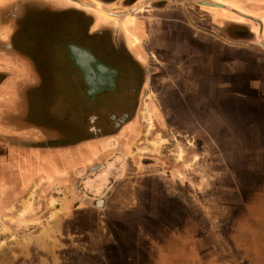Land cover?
Segmentation results:
<instances>
[{
  "label": "rangeland",
  "instance_id": "rangeland-1",
  "mask_svg": "<svg viewBox=\"0 0 264 264\" xmlns=\"http://www.w3.org/2000/svg\"><path fill=\"white\" fill-rule=\"evenodd\" d=\"M9 2L23 8L10 13L22 45L41 60L27 115L57 134L7 145L0 129V264H194L199 227L203 249L217 238L210 264H225V235L240 246L258 240L250 206L264 195V114L244 79L264 54V0ZM137 17L157 24L143 41L148 61L129 49ZM65 45L113 67L115 92L89 96L74 59L52 60L54 48L66 58ZM213 59L234 71L218 89L207 71ZM65 69L83 94L63 86ZM121 98L129 116L115 137L124 107L109 103ZM33 148L40 172L26 176Z\"/></svg>",
  "mask_w": 264,
  "mask_h": 264
},
{
  "label": "crops",
  "instance_id": "crops-1",
  "mask_svg": "<svg viewBox=\"0 0 264 264\" xmlns=\"http://www.w3.org/2000/svg\"><path fill=\"white\" fill-rule=\"evenodd\" d=\"M2 3L0 5V11L3 16L2 19L4 21H0V129L2 133V141L3 143L9 145V144H24V145H41L43 141L41 138L43 137V134L45 135L46 138H49L51 136H55L57 133L55 132V128L52 127L50 124H43V125H37L35 120L32 121L29 119V115H27V111L32 108L33 104L30 101L29 97L32 95L31 90L32 88L35 87V81H36V68L34 63H36V60L41 62L38 58V55H34V57H30L27 53V49L25 48L24 45H22L20 38H19V33L16 32L18 28L13 24V18L11 17V11H17L19 12L23 8L16 7L15 9L10 8V2L9 0H0ZM24 4L23 2L26 1H32V0H19ZM33 1H38V0H33ZM47 1H57V5L61 7H67L70 6L74 8L73 4H68L65 0V2L61 0H47ZM149 13L151 14H157V13H163L165 10L164 9H149ZM0 14V15H1ZM87 17L94 16L95 14L92 11L87 10L85 12ZM18 15V14H17ZM152 16V15H151ZM259 17L261 18V14H259ZM163 19V18H162ZM262 19V18H261ZM164 20V19H163ZM102 23V22H101ZM134 23H136L135 27V32L132 35L133 40L130 41L129 49L131 51V54L134 58L138 60H147L146 57V51H147V45L143 42L145 35H147L145 38L146 40L149 39L148 35H151L149 32V29H152L153 25L156 26L157 24H154L155 22L147 21V19H138L135 18ZM164 22L162 21V24ZM99 24V22H98ZM95 26V25H94ZM163 26V25H162ZM102 27L101 24L95 26V28H100ZM143 27L144 32H140L141 35H143L141 38L137 36L136 38V31H138V28L141 29ZM163 28V27H162ZM147 29V31H146ZM263 32H264V23H263ZM139 35V34H138ZM159 35H157L156 39H158ZM137 42V43H135ZM75 48V49H82V50H88L89 48H81V46L77 45H65L63 48L66 52V58L64 56H60L62 53L57 50V48L53 49V53L56 55L52 57V60L54 62H61L64 63V65H68L66 62L67 60L69 61L70 58H72V53H70L68 48ZM60 48V47H59ZM132 49V50H131ZM68 52H67V51ZM218 50H216L217 52ZM51 52V54H52ZM90 52V51H89ZM58 53V54H57ZM92 57L97 61V63L106 66L112 70L113 67L107 66L105 63H102L101 59L97 57L94 53H91ZM218 54V52H217ZM64 55V54H63ZM86 58V56L84 55ZM81 55V59L83 60L84 63H87V58L85 59ZM60 58V59H58ZM78 58V56H76ZM63 59V60H62ZM148 61V60H147ZM213 63L211 62V67L208 69V74H213L214 78L213 81L215 82V88L218 89V87L222 88V84H219L218 79L223 78L222 75L225 73V78L231 77L232 79L233 76V70L228 66L227 62L225 64V68H218V63L214 62V59L212 60ZM89 63V61H88ZM216 63V64H215ZM230 63V62H228ZM221 65V64H220ZM246 65V63H245ZM243 65L245 68L246 66ZM230 68V69H228ZM92 76L96 78L97 72L92 68ZM115 71V70H114ZM101 73L100 78H106L107 76L103 74L104 72L100 71ZM117 73V71H116ZM207 73V72H206ZM118 74V73H117ZM211 74V75H212ZM91 75V74H90ZM210 75V76H211ZM61 77H64L65 80L63 82V86L68 83H70V87H78L77 91H80L82 93V89L79 87L80 84L76 83V78L74 74L67 69L61 73ZM256 77V78H255ZM109 77H107L108 79ZM245 81L249 80L252 82L253 86L249 87V90H252V93H249L250 96H253L258 99L259 107H258V112L259 115L261 114L263 116L264 114V54L261 56L260 54H257V73L255 76L245 78ZM254 80V81H252ZM117 81V79L114 80V83ZM81 83V81H80ZM228 83L226 82L224 85H227ZM257 84V87H256ZM116 87V85H114ZM218 86V87H217ZM73 90V89H72ZM64 91V90H63ZM61 91V92H63ZM64 94H67L65 96V105H67L68 109L72 107L73 101L71 97L73 95L71 91H68L65 89ZM83 94V93H82ZM85 94V91H84ZM87 95V94H86ZM88 96V95H87ZM218 96H223L218 94ZM89 100V99H88ZM87 100V103H89ZM264 118V116H263ZM252 128H255L254 126H251ZM262 127V126H261ZM263 128V127H262ZM82 144L84 141L81 139L72 142L69 144ZM66 144V143H65ZM41 152V149H30L29 153L34 154V158L32 159H25L24 164L26 165L27 163V168L30 166L33 167V174L30 173L29 170L25 173L26 176L34 175L38 176L40 172V168L37 164V155L36 153ZM32 160V161H31ZM31 169V168H29ZM104 183V180L102 181ZM252 204L250 207L254 209L255 217H260V220H257L253 223L254 226H257V232L259 234L258 240H252L249 243H243L245 246H240L239 243H235V240H233L232 237L226 236L224 239V243L220 244L225 247V252H224V257L225 259V264H233V256L236 254V256H239L240 259L237 263L239 264H264V256L259 252L262 248H264V224H261L264 222V195L263 197L260 196L259 200H251ZM254 217V218H255ZM253 218V219H254ZM261 224V225H260ZM228 226V225H227ZM227 234V231H226ZM214 237L216 236H213ZM211 239V236H209ZM205 239L204 235H202V229L199 227V230H197V234L194 236V240H198V243L194 245V252L196 253L197 257L200 258V262L196 263V256H193L191 258L192 263L194 264H210L211 257L214 255H219V249L216 246L217 238L214 239L215 243L210 240V244L207 246V248L203 249L202 241ZM214 249H217V253L215 252ZM222 249V252L223 250ZM256 252H254L253 250ZM190 254L191 252L188 251ZM191 256V255H190ZM163 255L161 254L158 256V259H162ZM217 259V263H218Z\"/></svg>",
  "mask_w": 264,
  "mask_h": 264
},
{
  "label": "water",
  "instance_id": "water-1",
  "mask_svg": "<svg viewBox=\"0 0 264 264\" xmlns=\"http://www.w3.org/2000/svg\"><path fill=\"white\" fill-rule=\"evenodd\" d=\"M68 49H69L68 51L70 53H72L71 54L72 59H74V61L76 63V68L81 70V73H83V78H84V82L86 85H87V81L90 80V78L87 76L89 75V73L92 74V72H93L92 68L97 72L96 78H94V77L92 78V83L94 82V80L96 83L94 87H97L95 93H99L102 91H106V92L114 91L116 89V87L114 86L115 85L114 80L117 79V76H118L116 71L97 63V61L92 57V55L90 54V52L88 50L75 49L73 47L68 48ZM81 55L83 57H84V55L86 56V58H87L86 64L84 63L83 60H80ZM76 56H78V58H76ZM88 61H89V63H88ZM100 71L104 72L103 74L106 73L105 75H107V77H109L107 79V81H105L104 78H100V76L98 75V73ZM99 74H101V73H99ZM103 80L105 82H103ZM94 87L92 86L93 89H94ZM87 94L89 96L95 95L94 90L88 91Z\"/></svg>",
  "mask_w": 264,
  "mask_h": 264
},
{
  "label": "flooded vegetation",
  "instance_id": "flooded-vegetation-1",
  "mask_svg": "<svg viewBox=\"0 0 264 264\" xmlns=\"http://www.w3.org/2000/svg\"><path fill=\"white\" fill-rule=\"evenodd\" d=\"M91 73H89V75L87 76V77H89L90 78V80L89 81H87V92L88 91H92V90H94V94L95 95H97V93H95V91H96V89H97V87H94L95 86V80H94V82L92 83V78H93V76H92V74L90 75ZM98 75L100 76L101 74H99L98 73ZM107 76V75H106ZM104 80L105 81H107V77L106 78H104ZM103 80V82H105ZM92 86L94 87V89L92 88ZM92 88V89H91ZM113 92H115V91H113ZM113 92H111V93H113ZM110 93V94H111ZM113 94H115V93H113ZM94 95V96H95ZM88 99L90 100V97L88 96ZM102 102V101H101ZM100 101L98 102V103H96V105L99 107L100 106V103H101ZM103 104H106V103H103ZM108 105V104H107ZM109 105H111L112 107H117V108H119V107H124L123 109H120L121 111H122V114H121V117L118 119H112L113 121H112V123L114 124V127L118 130L117 131V133H116V131L114 132V135L113 136H115V137H117L118 136V134L120 133V131H121V128L123 127H121V119L123 120V122H125V119L126 118H128V116H129V109H127L128 108V106L126 105V100L124 101L122 98L121 99H112V102H110L109 103ZM130 107V106H129ZM98 119V118H97ZM98 130V129H97ZM102 130V129H101ZM99 204V203H98Z\"/></svg>",
  "mask_w": 264,
  "mask_h": 264
},
{
  "label": "bare ground",
  "instance_id": "bare-ground-1",
  "mask_svg": "<svg viewBox=\"0 0 264 264\" xmlns=\"http://www.w3.org/2000/svg\"><path fill=\"white\" fill-rule=\"evenodd\" d=\"M101 76V75H100Z\"/></svg>",
  "mask_w": 264,
  "mask_h": 264
}]
</instances>
